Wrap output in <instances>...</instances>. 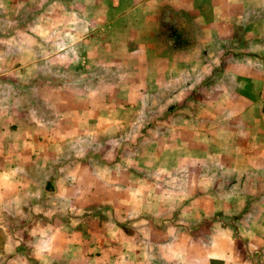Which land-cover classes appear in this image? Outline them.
Returning <instances> with one entry per match:
<instances>
[{
  "label": "crops",
  "instance_id": "1",
  "mask_svg": "<svg viewBox=\"0 0 264 264\" xmlns=\"http://www.w3.org/2000/svg\"><path fill=\"white\" fill-rule=\"evenodd\" d=\"M99 263L264 264V0H0V264Z\"/></svg>",
  "mask_w": 264,
  "mask_h": 264
},
{
  "label": "rangeland",
  "instance_id": "2",
  "mask_svg": "<svg viewBox=\"0 0 264 264\" xmlns=\"http://www.w3.org/2000/svg\"><path fill=\"white\" fill-rule=\"evenodd\" d=\"M122 8H126V6H123ZM59 9H60V7H59ZM59 9H56V7L53 4H51V8H49L48 11L51 14L54 15V14H57V13L60 12ZM61 24L65 26L64 28H70L72 26L76 27L77 23L75 21H71V22L67 23L66 21H64V22L57 21V19H55V20L50 22V25L52 26L53 30L60 29L59 27L61 26ZM39 55L42 56V57H45L47 54H39ZM117 56H118V54H117ZM213 56H217L216 53H213ZM121 60H123V59H121ZM56 64H58V63L56 62ZM132 66H135V64H132ZM53 70L56 72V69H53ZM58 86L59 85H51V86L44 85L42 87L45 88V89H46V87H50L51 90L55 92V90L57 89ZM132 89H133L132 93L130 92V95L133 97V100L131 101L132 102V113L130 114L131 118H132L131 121L134 124H137V123L140 124L141 123L140 125L143 126V127L145 125H151V124H153V126H150V127H154L155 126V121L154 120L156 119L155 114L151 115V113H150V115H146L143 112L136 113L135 110H142V111L156 110L159 107V106H157V101L154 100V101L150 102L149 99H146V100H144V99L134 100V96L137 94L138 87L133 86ZM122 103H124V101L121 100L120 104H122ZM104 104H105L104 105V109L107 110V105L109 103L107 101H105ZM85 111H86V109H85ZM82 119H83L82 124L84 125V128H86L87 125L92 123L91 122V117H89V116L84 115V117ZM106 121H107V118H106ZM102 125L103 124H101L100 127H103ZM147 129L148 128L143 129V131L147 132ZM155 133L151 132V134H146V137H145L146 141L150 142L152 140H155V138H156ZM84 135L87 138L86 139L84 138L85 140H84L83 146H84L85 150L83 151V156L87 157V159L96 158L95 155L98 152H100V156H101L100 158L107 159V157L109 156L108 155L109 149H108L107 143L112 138V137H108L107 136V130L104 133H100V136H101L100 137V139H101L100 147H98L96 145H92V143L90 141V138L92 136L91 133L85 132ZM144 135L145 134L140 133V136H144ZM122 136H123V134L119 133V137L121 139H122ZM182 139H186V137L184 136ZM87 149H89V150L87 151ZM151 151H152V149L150 148L148 150V152L151 153ZM153 151H155V150H153ZM115 199H116L117 202L120 201L121 203L123 201H126V197L122 193L117 195ZM85 204H87V203L85 202ZM113 204H115L113 202V198H107L104 203L96 204V206L98 208L95 211H93V212L91 210H87L85 208V211H84V213L82 215V218H83V221H84L83 226H84V230H85L84 231L85 240H87L88 238H95V239L101 238L105 232H107V231H109L111 229V226H112L111 223L123 226L125 217H124L123 214H120V213L115 212L113 210ZM88 205H90V204L88 203ZM51 215H52L51 213L48 214L49 217ZM37 222H38V220H37ZM100 228H102L104 230L102 231ZM88 229H89V232H87ZM123 230H124V228L122 229V231ZM99 264H102V263H99Z\"/></svg>",
  "mask_w": 264,
  "mask_h": 264
}]
</instances>
